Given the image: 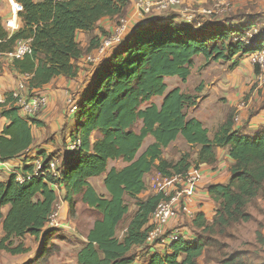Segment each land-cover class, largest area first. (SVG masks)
<instances>
[{"label":"trees","instance_id":"obj_1","mask_svg":"<svg viewBox=\"0 0 264 264\" xmlns=\"http://www.w3.org/2000/svg\"><path fill=\"white\" fill-rule=\"evenodd\" d=\"M15 1L24 8L19 14L22 27L13 34L7 32L0 12V52L12 53L17 42H30L31 54L13 63L20 74L30 76V90H42L59 77L76 79L78 61L84 54L79 33L94 32L105 19L126 17L132 3ZM177 19L175 16L140 23L100 66L75 114L77 124L71 139L79 141L81 147L63 160L65 168L60 180L48 176L22 184L15 175L7 182L0 179V220L6 234L0 240V250L12 255L29 253L24 243L16 245L14 240L22 241L28 236L39 240L58 230L47 228L59 200L54 188L57 184L72 211L75 198L80 196L83 204L101 216L89 231L78 254V264H136L133 250L147 245L150 218L165 198L157 192L140 199L147 189L145 176L156 171L165 179L185 177L193 166H213L217 162L216 150L225 147H230L233 165L227 184L208 189L217 205L213 222L198 214L191 221L195 239L181 237L171 244L169 252L153 253L144 264H199L210 246H219L217 240L208 237L209 233H226L236 224L253 220L247 208L264 192V127L253 136L245 135L233 131V121L228 119L210 139L205 125L188 118L186 113L197 105L198 98L180 88L168 91L166 79L178 77L186 83L199 55L213 62H229L240 54L250 56L264 46V31L259 30L245 45L234 37L243 38L256 28L252 22L245 32L222 23L195 29ZM94 43L95 38L91 40V50ZM255 72L259 73L258 67ZM157 97L163 98L160 105L152 102ZM0 108L1 117L8 123L0 135V162L8 163L31 150L34 127H41L42 123L23 117L13 97L0 102ZM179 137L192 149H198L196 162L188 154L177 162L163 157L165 149ZM148 138H153V142L141 153ZM118 160L127 165L122 169L109 168L110 162ZM30 170L25 168L24 172ZM103 175L108 196L99 195L89 182ZM127 197L136 199V211L121 240L117 231L129 213ZM45 251L50 252L46 240L42 254ZM243 257V253L227 255L221 264H247Z\"/></svg>","mask_w":264,"mask_h":264},{"label":"crops","instance_id":"obj_2","mask_svg":"<svg viewBox=\"0 0 264 264\" xmlns=\"http://www.w3.org/2000/svg\"><path fill=\"white\" fill-rule=\"evenodd\" d=\"M34 1L36 3H39V2H42L43 0H34ZM218 1H220L222 3L232 2L231 0H189L187 6L189 8V11L193 12V16L195 17V19L198 20L200 23H202V26L203 25L207 26L211 23H222V24H226V25L237 24L238 25L240 23L245 22V19H243V20H241V19L228 20L230 17L225 16L224 14L223 15H215V16H207L205 13L208 10L213 9ZM250 2H252V0H250ZM234 9H235V6H234ZM0 12L2 14V19L5 22V20L10 17V8H9V4L6 2V0H0ZM179 14H180L179 11L174 12L172 14L170 13V14H168L167 18L169 19L171 17L176 16L178 18L177 19L178 21H181L184 23L183 19L181 18V16ZM127 16L130 19V22H131L133 28H136L139 25L140 19L137 16L134 7L130 6ZM101 27H104L105 29H107L109 31H114V29H115V26L113 25V22L111 21V19H105L100 23L99 28L96 29L94 32H92V33H86V32L79 33L78 41H79V43H81V46L85 47L87 45L88 40L91 39V37H92V39L97 38V37L103 38L102 37L103 34L100 32ZM198 29H200V28H198ZM111 55H112V53L109 52V54L104 57L105 61L108 58H110ZM236 57L227 63H231L233 65H235L237 63L235 65V68H236L239 65H243V64L245 65V62L247 61L248 65L250 63V66L253 67L249 55H245L239 59ZM244 57H245V60H244ZM202 59L204 61H207L204 56L199 55V56L195 57L194 63L197 60L201 61ZM82 62H83V59L81 58L78 61L79 72H78V76L76 79H67L64 77H59V78L54 79L50 84L46 85L42 90H39V92H41V93L48 94V96L50 98V103H49L48 109L42 115H39L37 117L36 116L33 117V119L42 123L41 127H36V126L34 127V136H35L34 146L25 155H23L22 157L14 160V161H11L8 163H1L0 162V168L5 169L4 172L0 170V179L2 181L7 182L8 179L10 178V176L19 173L21 169H24L25 167H27L30 164L31 160L36 155H39L42 153H45L46 155H51L57 149L56 148L57 146H59V145L62 146L63 143L66 144L67 141L71 139V133L77 124V119L74 117L72 119L73 124H70V118H68L66 115L65 110H66V105H67L66 104L67 94L79 93L78 98L82 99L86 95L88 89L93 84L95 74L100 68L99 67L96 70H94L92 75H91L90 72L87 73V71L83 68L84 65L82 64ZM220 62H222V61H220ZM13 63H14V60H12L9 57H5L2 60H0V100L2 102H5L8 99V97H12V94L15 93L16 91H18L19 84L21 82H25L28 84L29 79H30V76L20 74L13 67ZM101 64H103V63H101ZM250 70H252V68H249V73H252ZM192 73H191V76L189 77V81L192 78ZM89 74H90V76H89ZM87 76H88V78H87ZM235 76H236L235 74L232 75V79H231V81H229L230 83H229V85H227V89L222 88V83H220L219 86H220L221 90L223 89V91H227V93H228L227 95H223V96L225 99H227L229 101L228 102V105H229L228 108L230 110V111L228 110L229 113H232V111H234V117L233 118L229 117L233 121V131H239L242 134L253 136L262 127H264V89L261 92L260 99L258 98L259 95L257 96L258 92L256 90L252 93L250 100H248V102H249L248 108L240 112L242 122L240 124H238L234 121L235 116L237 115L238 107H239V102L237 103V100L238 99L240 100V98L242 97L241 93L244 91V88L241 87V92L238 89H235L236 87H240L241 86L240 84L242 83L241 82L242 78H238V80L236 81ZM174 78H178V77H174ZM168 79H173V78H167L166 81ZM178 79H180V78H178ZM220 80H221L220 78H217L216 82H218ZM216 82H212L211 85H206V88L202 92L208 93L210 91V88L213 85H215ZM176 88H179V87H175L173 89H176ZM173 89L169 90V88H168V91H172ZM183 93H185V92H183ZM185 94H187V93H185ZM205 96H201V98L198 100V104L196 106L192 107L193 112H191V113L195 112L198 114H196V116H189V118L198 119L208 129L207 125H208L209 121H205V119H203L201 114H199L200 113L199 112L200 106L205 105V103L208 101V99H205ZM157 98H160V97H157ZM154 99L152 101L153 103H155ZM161 99H163V98H161ZM158 105H160V104H158ZM1 110L2 109L0 108V135L2 134L3 128L6 126V124H8L7 121H5L1 117ZM207 118L212 119V116L210 115ZM227 118L228 117L226 115L225 118L216 119V123H217L216 129L213 131L208 129L210 139H213L215 134L219 130V128L225 122H227V120H228ZM220 119H222V120H220ZM65 135H66V137H65ZM179 138H178V140H179ZM151 139L153 142V138H151ZM216 159H217V162L213 166L200 165L198 168L193 166V168L189 172V174L197 175L199 177V183H197V185L195 187L194 186L191 187L193 200L190 203V208L196 214V216L198 214H203L209 223L213 222V219L215 217L216 210H217V205L211 199V196L209 194L208 189L212 185L227 184L229 182L230 177H231L230 169H231V166L233 165V160L230 157V147L218 148L216 150ZM122 162H123L122 160L110 162L111 168H114V167L117 169L124 168L127 164L125 162H123V164H121ZM148 175L145 176V179ZM105 178H106V175H103L101 177L92 178L89 180L90 184L93 186L95 191L99 195H102V196H108V193H107V191L105 189V185H104ZM95 181H101V186H97L95 184ZM157 191L158 190H156L155 193ZM59 193H60V191L57 192V194H59ZM262 197H263V193L256 200L260 203L262 200ZM74 206H75V204H74ZM88 208L96 211L93 208H90V207H88ZM69 209L72 211L69 204L64 203V211H65L64 219H65V222H62L63 225L57 231L61 230V231L67 233L68 229H71V228L74 229L75 233L77 234L78 239L82 241L83 245H81V246L83 247L84 244L87 242V236L89 234V231L93 228L96 220L94 222H91L92 220H90L89 218H82L81 216H78L77 221H79V223H90V227H89L90 229H89L88 233L85 236H82V234L80 232L76 231V228L74 226L76 224H73L71 222H66L67 213L69 212ZM134 213L131 215L130 222L132 220ZM248 213L251 214L253 217L255 215L253 210H251V209H249ZM261 218H258V219H259V221L262 222L263 220H261ZM181 219L180 220H178V218L174 219L172 221V226H178V224H179V226H181V222H182ZM72 220H74V219H72ZM130 222L128 223V226L126 228V231H125L122 239L125 237V235L127 233ZM192 230H194V229H193V225L191 222L189 227L184 226L179 231H180L181 236L187 237L188 240L191 241V240L196 238V235H195V233L192 232ZM256 230L259 234H262L264 237V229L261 230L259 227H257ZM54 233H56V232H52L47 238L43 237V238H40L39 240H36L35 238L29 237V236L26 237L25 240H22V241H19L17 239L14 240L16 245H18L20 242L24 243L25 246L30 249L29 253L12 255L6 251L0 250V264H28L32 260L39 258V256L43 255L42 254V245H43L44 241L45 240L48 241L49 239L54 238L53 237ZM5 235L6 234H5V231L3 229V220H0V240L2 238H4ZM117 237H118V235H117ZM54 241L55 240L52 239L51 244H54L55 243ZM82 247H81V249H82ZM145 248H149L151 255L153 253L161 251L159 248H157L158 250H156L155 248L151 247L148 243L145 247H136V248H134V250L135 251L136 250L137 251H143V250H145ZM80 250L77 253V257H78ZM134 250H133V252H134ZM44 254H45V252H44ZM73 264H78L77 259L75 261H73Z\"/></svg>","mask_w":264,"mask_h":264},{"label":"rangeland","instance_id":"obj_3","mask_svg":"<svg viewBox=\"0 0 264 264\" xmlns=\"http://www.w3.org/2000/svg\"><path fill=\"white\" fill-rule=\"evenodd\" d=\"M231 1L234 3L233 4L232 2H230L233 9L223 14L225 16L230 17L228 20L245 19L246 21L242 26H240L239 24L238 25L235 24L236 26L235 30L237 31L244 30L246 32L249 30L248 26H250L249 25L250 22H252V24H255L257 26L255 28L256 30L264 31V0H252V2H250V0H231ZM179 15L182 18V14L180 13ZM111 21L113 22V25L116 28L117 25L119 24V19L115 18V19H111ZM100 32L103 34L102 36L103 38L111 37L114 34V31H109L104 27L100 28ZM97 38L98 41H96L95 38V43L93 46L94 49L92 50L90 49L92 37L91 39L88 40L87 45L85 47L81 46L84 52L82 56L83 59L82 64L84 65L83 68L87 71V73L90 72L91 75L93 71L99 68L100 65H102L101 63L105 61L104 58H100V54H99V49L103 44V38H99V37ZM243 56L245 55L240 54L236 58L239 59ZM235 65L227 62L204 61L203 59L201 61L197 60L194 63V67L192 69L193 72L192 78L190 79V81L188 79L186 83H183L180 79L173 78V79H168L166 82L168 84L169 90L175 87H179L183 92L187 93L188 95L190 94L191 96L198 98L196 104H198V100L201 98V96L206 95L205 99H208V101L205 103V105L200 106L199 114H201V116L203 117V119H205V121H209L207 127L209 130L213 131L217 127L216 119L225 118L226 115L228 117L227 119H230L229 117L232 118L234 117V111H232V113H229L230 111L228 108L229 101L225 99L223 96V95H227L228 93L227 91H223V89L222 90L220 89L219 86L220 83H222V88L227 89V85H229L230 83L229 81H231L233 74L236 75L235 76L236 81L238 80V78H242L241 79L242 83L240 84L241 86L235 88L238 89L240 92H241V87L244 88V91L241 93L242 97L240 98V100L239 99L237 100V103L239 102V104H241L242 102H244L247 104V108L249 105L248 100H250L252 93L256 90L258 92L257 96L259 95L258 98L260 99L261 92L264 89V88L258 89L255 85L256 72L254 66L253 67L250 66V63L248 65L247 61L245 62V65L244 64L239 65L236 68ZM249 68H252V70H250L252 73H249ZM217 78H220L221 80L216 82ZM212 82H216V83L210 88V91L208 93L202 92L206 88V85H211ZM78 97H79V93L67 94V102H66L67 105L65 111L67 117L70 118V124H73L72 119L75 117V114H71L69 112L70 103L68 104V100L78 99V101H80ZM154 102L156 104H161L162 99L155 98ZM46 110H44L37 116L42 115ZM191 112H193V108H188L186 110L188 118L189 116H196V114H198L195 112L194 113ZM210 115L212 116V119L207 118ZM139 127L140 125L137 126L136 130H138ZM151 143H152V139L151 138L147 139L141 149V153L144 152L145 149ZM63 144L62 146L60 145L57 146L56 147L57 149L51 155L62 160L63 151L66 146V144L64 145ZM197 152H198L197 148L192 149L180 137L178 141L173 143L169 148L165 149L163 157L168 161L177 162L181 159L183 155L188 154L191 156V161L194 163L196 162L195 160L197 158L196 155ZM121 164H123V162ZM109 168H111V165H109ZM0 170L3 172L5 171V169L3 168H0ZM145 182L147 189L140 196V199H146L148 198V196L154 195L155 191L158 189H167L170 191L172 186L175 184L173 180L167 181L166 179L162 178L156 171L149 174L146 177ZM95 184L97 186H101V181H95ZM61 192L62 191L60 190V193L58 194L59 206L57 207V210L60 212L61 222H65L64 203L66 204L68 203L65 201L64 194ZM126 201L129 206V213L126 215L125 219L122 221V223L118 228L117 235L119 239H122L126 231V228L128 226V223L130 222L131 215L136 210V202H137L136 199L127 197ZM249 209L253 210L255 214L253 217V221L236 224L232 228L228 229L226 233H219L218 231H216L215 233H209L208 237L217 240L219 242V246L216 245L210 246L204 258L200 259L199 264H221L222 260L227 255H233L236 253H243L244 255L243 259L247 262V264H264V237L262 234H259L256 230L257 227H259L261 230L264 229V192L261 202L259 203L257 200L252 202L248 206L247 211H249ZM78 216H81L82 218H89L90 220H92L91 222H94L95 220L101 218L98 212L89 209L86 205L82 203L80 196H77L75 198L74 210L71 211L69 209V212L67 213L66 222H71L73 224H76L74 225L76 231L80 232L82 236H85L90 229L89 228L90 223H79V221H77ZM258 218H261V220L263 221L262 222L259 221ZM181 221H182L181 226H179L178 224V226H173L171 228H177L178 230H180L184 226L189 227L191 223L188 218H182ZM54 232L57 233V234L54 233L53 235L54 238H51L48 241H46V247L49 248L50 252L45 251V254L39 256V258L32 260L28 264H73V261L77 259V253L81 249L82 247L81 245H83L82 241L78 239L77 234L72 228L68 229L67 233L61 230ZM192 232L194 233L193 230ZM182 237L188 239L187 237L184 236ZM52 239L55 240L54 244H51ZM159 252L162 253L161 251ZM133 254L135 255L134 258L136 260V264L138 263L144 264L150 259L151 256V252L149 248H145V250L143 251L134 250Z\"/></svg>","mask_w":264,"mask_h":264},{"label":"built area","instance_id":"obj_4","mask_svg":"<svg viewBox=\"0 0 264 264\" xmlns=\"http://www.w3.org/2000/svg\"><path fill=\"white\" fill-rule=\"evenodd\" d=\"M6 2L10 5V17L5 20L4 27L7 32L13 34L18 32L22 27L19 14L23 12L24 8L15 0H6ZM188 2L189 0H132L131 5L135 8L136 14L140 19L139 24L150 20L167 18L170 12L179 11L186 24L192 25L195 29L203 27L204 25L202 26V23L195 19L193 12L189 11ZM232 9L229 2L222 3L218 1L215 7L208 10L205 14L207 16L221 15ZM133 29L128 16L120 18L119 24L114 29V34L111 37L103 38V44L99 49L100 58H104L109 52L113 54L126 41ZM258 34L259 30L253 28L246 33L245 37L234 38L244 42L245 45H249L250 40ZM28 54H31L30 42L22 40L17 42L12 53L0 52V60L5 57H9L12 60L23 59ZM250 60L255 68H259V73L256 74L255 85L258 89H262L264 88V46L259 51L251 54ZM47 95L37 90H30L27 83L21 82L18 91L13 93L12 97L15 101V106L20 109V114L26 118H33L48 108L50 100ZM0 102L2 101L0 100ZM69 103V112L76 114L79 104L78 99H70L68 100ZM245 109H247L246 103L242 102L239 104L237 115L234 119L236 123L240 124L242 122L240 112ZM80 147L81 143L79 141L70 139L66 143L62 160L51 155H36L30 164L25 167L31 168V170L24 172L25 168L21 169L19 173L15 174L16 180L22 184L36 178L45 179L48 176L60 180L64 169L61 163L68 156L77 153ZM166 180H173L175 184L170 191L158 189L157 192L162 193L165 198L159 203L150 218L149 226L151 230L147 239V243L151 247L155 249L159 248L162 253L169 252L171 244L182 237L177 228H171L173 227L172 221L177 218L178 220L188 218L190 221H193L196 217V214L190 208V203L193 200L191 187H195L199 183V177L188 174L185 177L179 176ZM54 188L57 192L60 191L57 184L54 185ZM58 206L57 202L55 210L47 222V228L49 229H59L63 225L60 219V212L57 210Z\"/></svg>","mask_w":264,"mask_h":264},{"label":"clouds","instance_id":"obj_5","mask_svg":"<svg viewBox=\"0 0 264 264\" xmlns=\"http://www.w3.org/2000/svg\"><path fill=\"white\" fill-rule=\"evenodd\" d=\"M132 6V5H131Z\"/></svg>","mask_w":264,"mask_h":264}]
</instances>
